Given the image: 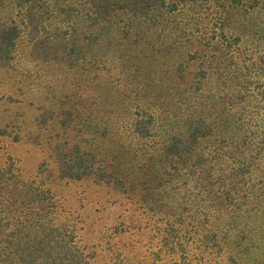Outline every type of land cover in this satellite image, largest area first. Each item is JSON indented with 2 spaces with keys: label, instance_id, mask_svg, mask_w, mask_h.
<instances>
[{
  "label": "rangeland",
  "instance_id": "374dc122",
  "mask_svg": "<svg viewBox=\"0 0 264 264\" xmlns=\"http://www.w3.org/2000/svg\"><path fill=\"white\" fill-rule=\"evenodd\" d=\"M0 264H264V0H0Z\"/></svg>",
  "mask_w": 264,
  "mask_h": 264
}]
</instances>
